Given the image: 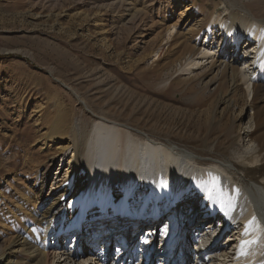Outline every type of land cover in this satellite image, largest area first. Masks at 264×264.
Here are the masks:
<instances>
[{
    "label": "rangeland",
    "instance_id": "obj_1",
    "mask_svg": "<svg viewBox=\"0 0 264 264\" xmlns=\"http://www.w3.org/2000/svg\"><path fill=\"white\" fill-rule=\"evenodd\" d=\"M236 1L264 17V0ZM186 7L187 17L167 39L165 27L176 23ZM142 8L154 20L151 25L145 16L138 30L128 20ZM227 13L222 0H0V253L9 251L7 242L24 226L34 235L43 230L36 218L30 219L36 206L29 195L46 197L67 169L69 153L56 152L66 141L44 153L52 144L45 131L59 105L85 122L94 113L187 147H216L226 157L244 151L246 123L259 110L260 124L252 137L264 147V63L253 81L258 86L253 97L244 89L230 95L229 83L219 86L211 59L186 71V59L199 51L211 16L228 20ZM163 15H168L166 23ZM217 35L209 43L215 51L222 40ZM233 44L229 38L227 57ZM33 165L38 187L32 192L16 183L17 177L34 179ZM88 190L97 194L94 186ZM144 192L134 197L136 204ZM199 258L193 256L190 264ZM12 259L26 264L22 254Z\"/></svg>",
    "mask_w": 264,
    "mask_h": 264
},
{
    "label": "bare ground",
    "instance_id": "obj_2",
    "mask_svg": "<svg viewBox=\"0 0 264 264\" xmlns=\"http://www.w3.org/2000/svg\"><path fill=\"white\" fill-rule=\"evenodd\" d=\"M222 1L228 11V20H223L220 14L211 16L199 51H196L195 56H189L186 59V71L192 72L191 69L200 67L203 60L211 59L210 67H217L219 86L222 87L229 83L230 95L244 89L247 95L253 97L258 90V86H255L253 81L261 72L264 63V17L255 16L256 14L251 11L252 8L249 4L245 5L236 0ZM152 8L153 5H151V10H155ZM189 10L190 8L186 7V10L178 15L176 23L165 27L167 39L173 38L176 26L184 20L185 16L187 17L186 13ZM145 16L149 19L151 17L152 25L153 15L150 13L149 17L144 9L131 13L128 21L139 30L146 22L142 21ZM167 16L163 17V23L168 21ZM146 27L148 28V26ZM140 33L138 31V34ZM217 33L219 38L222 37V40L219 44L220 47L215 51L209 47V43L216 39ZM229 38L234 41V44L227 57L225 48H227L226 44ZM241 43L244 44L243 47H241ZM156 55L158 56V52L155 53ZM217 63H219V67L216 65ZM212 80L214 81V79ZM241 85L244 88L241 89ZM63 86L65 87V85ZM76 97L84 110L90 111L84 101L78 95ZM259 114V110L252 113L246 123L244 134L248 144L244 151L226 157L216 147H187L168 138H156L126 123L94 113L91 114V120L85 122L79 117H74L71 111L59 105L54 118L49 122L45 131V139L52 144L51 147L47 146L44 153H48L53 149V146L66 141V145L58 146L56 151L58 155L69 153L66 160V162L68 161L67 169L62 177L64 180L61 179L60 182L53 183L49 194L44 198H37L36 194H28L31 198L30 201L34 202V207L36 206V211L34 210L35 212L30 214V219L36 218L37 225L43 227V230L34 235L33 232L29 233L31 230H27V226L23 227L22 225L20 234L7 242L9 251L0 253V264H13L12 255L15 253L22 254L26 264H105L107 252L104 250L110 240H103V238L107 237V233L103 234L102 239L99 240L101 249L98 257L92 255L94 250L98 252L97 248L95 249L97 246L93 242H88L90 249L83 248L85 241L83 228L85 226L90 225L93 232L97 234L103 233L104 228L97 224V218L100 216H103L105 224L111 230L112 240L113 230L117 227L125 226L129 234H135L141 229V226L150 227L141 233L142 237L146 233V247L137 242L133 244L141 249L139 252L145 259L150 254L148 248L153 241L152 233H155L156 237L158 233L159 237L165 238L169 230L181 226L177 243L182 244V249L176 248L172 254L175 243H171L170 249H173L168 255H164V249H160L153 253L150 261L145 264H181L182 261L190 264L195 255L200 257L197 264H264V147L252 137L260 124ZM101 136L110 141L108 147H104L106 145L103 147L113 153V157L109 158L102 166L105 172L109 170V175L115 176L112 181L108 182H105V173H98V169L91 173L92 151L95 141ZM136 146L139 149H136ZM127 148L133 151L145 149L156 154L160 153L165 157L168 166L174 163L182 169V172L188 169L189 173L198 174V176L193 175L192 181L188 184L183 183L184 178L179 179L181 185L170 182L163 183L158 176L152 174L154 167L147 159H140L138 165L135 166L137 167L136 172L131 175L133 169L130 170L128 167L120 169V167L126 166L127 157L130 158L125 150ZM42 157L44 158V156ZM54 159L55 157L52 160ZM110 165L115 167L114 171L110 170ZM63 167H66V164ZM30 168L35 172V165ZM28 169H24V173H28ZM157 172L159 171H155L156 174ZM35 173L34 179H29L27 174L21 179L17 177L18 184L16 183V185L22 184L23 189L33 192L38 187V172ZM176 175V172L172 173L173 178ZM139 177L150 181L151 190H154L155 200H157L146 199V211L143 214L139 213V208L134 202L123 207L122 202L125 204V199L122 197L120 188L112 187V184L115 186L125 183L127 185L125 191L129 193L132 183H137L140 180ZM162 178H166V175ZM96 179H100L104 184L97 182ZM192 185L196 187V190L192 189V193L190 191L187 196V191ZM89 186H94L97 194L88 192ZM111 187L112 189L109 190ZM16 192L19 193L18 198L23 195L21 189H16ZM168 193L175 194L177 198L184 194L187 199L184 201L185 203L181 201L176 208L169 209L167 205L158 203V200ZM106 197L117 199L109 205L110 209L93 208L87 213L79 228V247L74 251L71 236L67 238L64 234L66 233V226L63 228L64 224L75 213H78L77 206L80 205V199L81 205L92 203L98 199L97 204L102 206ZM77 198H79V204L75 203ZM116 209L120 211L118 215L114 211ZM153 209L156 210L157 216L161 215L157 222L148 221L145 216ZM199 209L200 211H198ZM195 213H197L196 216ZM165 215L167 216L166 224L160 229ZM199 216L201 217L199 218ZM75 218L77 219V216ZM198 218L199 220L196 222ZM146 220L147 223H144ZM117 221L120 222L119 225H116ZM154 223H157V233L154 232ZM197 223H200L198 227H196ZM202 226L203 229L200 230ZM189 227L190 231L187 232L186 228ZM232 231L234 233L230 235ZM190 232L191 236H189ZM225 239L226 241L223 243ZM165 242H167L166 239ZM0 250H2L1 247ZM142 258L138 259L127 254L124 262L130 264L133 260L138 262L137 264H144V261H139Z\"/></svg>",
    "mask_w": 264,
    "mask_h": 264
}]
</instances>
